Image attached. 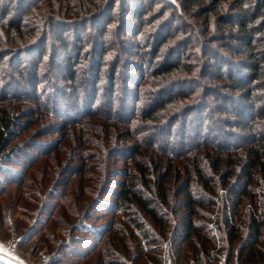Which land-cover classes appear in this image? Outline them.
Here are the masks:
<instances>
[{"label": "rangeland", "instance_id": "rangeland-1", "mask_svg": "<svg viewBox=\"0 0 264 264\" xmlns=\"http://www.w3.org/2000/svg\"><path fill=\"white\" fill-rule=\"evenodd\" d=\"M6 1L12 14L16 2L8 4L11 0ZM101 1L107 0H39L26 19L24 30L40 26L42 30L45 23L50 21H53L54 28L61 30L77 24L76 21L82 17L86 19L84 35H80L82 40L78 42L85 47L79 46L83 57L77 66L78 84L73 83V79L61 80V72L55 66L56 59L61 57L59 44L53 41V34L47 36V55L38 63L39 68L35 73L37 64L29 54L31 50L36 54L38 46L30 43L36 44L39 34L26 35L32 46L16 49L9 47L15 42L19 44L21 40L11 39L4 27L0 30L3 34L0 49L9 48L8 54L4 56L5 65L0 67V108L10 109L24 123L21 128L15 129L10 145L16 146L20 155H24V162L8 166L7 176L0 174V177H5L0 178V264H247L243 263L245 256L239 258L237 255L247 236L242 225L247 226L244 212L248 209V203L241 207L240 214L236 216L235 222L241 225L240 234L233 239L231 224H227L224 217H219L215 212L216 205L212 209H200L203 215L197 216L196 221L206 223V234L216 237L215 244L204 241L203 245L194 248L193 243H185L182 250L177 252V242L174 243L170 236L173 226L166 229V234H162L161 229L143 214L140 205L132 199L123 198L120 204L113 199L115 192L121 191L122 184L129 186L134 183L147 195H164L167 205L163 208H168L165 213L177 224L184 217V210L180 205L175 207L181 195L176 196L172 192L174 189L191 176V191L207 195L203 184L198 181L201 172L192 162L195 158L202 173L210 179V186L214 185L221 196L227 194V190H223L220 185V179L225 176L219 173L228 165L227 160L235 158L236 153L215 145L220 138L213 126L220 124L224 127L222 122L229 125L220 131H229L227 135L231 137L227 141L230 144L243 142L242 137L248 138L251 130L237 125L240 113L234 111L235 107L242 108L238 98L244 90L231 88L227 79H217L216 75H209L210 72L208 75L201 74L203 67L199 61L203 46L198 43L202 39L203 45H211L209 48L213 52L210 53L217 54L227 63L246 59L245 55L239 57L225 48L228 42L236 46L229 35L235 30L224 28L217 17L230 14L233 10L230 3H223L217 14L213 13L208 18L201 16V8L208 5L209 0L191 3V7L189 0H150L152 5L146 16L147 26L140 29L138 36L131 37L121 35L118 30L126 18L120 0H116L112 13L106 16L99 12L88 13L83 8L86 3L94 5ZM166 2L176 6L180 12L178 17H174L172 29L174 26L180 27L179 30L190 28L187 34L195 33L192 37L195 46L186 51L183 70L168 77V81L172 84L178 82L173 86V91L179 90L178 87L188 89L202 83L209 91L203 96L202 107L205 109L202 119L197 120L200 116L193 113L187 117L185 125L182 120H177L170 127L169 123L174 118H183V113L192 110L194 98L189 95L186 98L178 96L167 104L169 108L156 114L158 118L144 121L148 106L157 103L162 87L170 83L162 75H156L159 72L150 75L148 68L146 71L149 74L145 71L146 78L143 80V76L137 72L129 77L120 61V58L130 59L126 51L120 52L121 44L125 48L131 44L133 51L141 50L140 46L155 36L160 22L172 16ZM109 17V34L104 43H114L105 53L103 80L96 87L99 91L97 98L88 103L85 93L78 94L72 88L78 86L81 90L82 85L79 86V83L86 86L85 82L90 79V72L85 71L86 59H95L93 53L99 49L95 46L98 43L97 32L92 29V24L106 22ZM4 21L0 17V24ZM63 33L71 36V30ZM176 34L173 35L174 39L186 35L183 31ZM167 48L163 49L160 58L155 59L156 63H164L169 54L166 55ZM18 54L19 57L16 56ZM209 56L206 54L201 59L211 65L215 59ZM131 60L140 64L139 56H133ZM115 64H118L117 68ZM19 69L25 72L24 75L16 73ZM192 69L194 72L189 74ZM214 70L212 68L210 71L213 73ZM33 78L36 84L34 95L31 91L34 89L31 88ZM128 78L139 80L138 85L135 87ZM110 80H113V96L107 88L111 86ZM131 87L138 92L139 101L135 106L127 96ZM256 87L258 90L254 93L262 98L261 106L264 107V88L261 89L259 85ZM211 90L223 93L221 98L229 96L231 107H224L226 112L222 111L220 99ZM85 92L89 93L87 90ZM110 104L112 111H109ZM120 111L127 115L122 116ZM258 121L261 127L259 133L263 134L264 118ZM212 127L214 130L211 132ZM196 131H202L200 137ZM206 132L208 136H205ZM203 137H210L215 143L196 144L197 139L203 140ZM245 149L240 148L238 152ZM219 159L221 172L216 173L215 166ZM17 160H21V157ZM3 166L7 168L6 163ZM235 179L233 176L229 181L233 183ZM147 182L148 187L145 185ZM163 186L166 187L164 194ZM261 188L264 191V186ZM174 208L176 211L172 213ZM226 215L230 218L228 212ZM211 218L213 221H208ZM219 221L221 228L215 224ZM108 226L114 230L102 235ZM143 229H147L151 237L154 235L155 241L147 244L148 236H143ZM87 231H92V234ZM94 235L102 236L98 243ZM79 239L97 246L86 262L76 256L82 253ZM261 245L264 246V243ZM42 253L50 257L49 261H42ZM108 259H112V263H107Z\"/></svg>", "mask_w": 264, "mask_h": 264}, {"label": "trees", "instance_id": "trees-1", "mask_svg": "<svg viewBox=\"0 0 264 264\" xmlns=\"http://www.w3.org/2000/svg\"><path fill=\"white\" fill-rule=\"evenodd\" d=\"M38 1L39 0H11L8 2V4L16 2V5L14 7L15 10L13 11V13L10 14L7 1L0 0V17L5 20L4 22H2V24H0V30L2 27H4L5 32L8 36L11 37V39L21 40L19 44L15 42L11 45V47H9L16 49L32 46L29 45L30 39H28L26 35L30 34L32 36L33 34L35 36V34H39L38 39H36V44L30 43L38 46V51L36 54H33L32 50L29 54L30 58L37 64L35 73L37 68H39L38 63L47 55V36L50 33L53 34V41H56L59 44V56L61 57L56 59L55 66L57 65L56 68L61 72V74H59L61 76V80L73 79V83L78 84L79 76L77 74V66L79 65V62H81V57H83L80 55L79 47L82 46V44L79 45L78 42L82 40L80 39V37L84 35L86 19L82 17L78 19V21H76L77 24L61 30L53 27V21L45 23L44 27H42V30L40 29L41 26L40 28L34 27V29L24 30V28H26V19L28 17V14L30 13L33 5ZM207 1L208 0H189V6L191 3H205ZM227 1L230 3V6L233 10L228 15L218 16L217 20L220 21L219 24L224 28L229 27L230 29L235 30V32H232L229 35L236 46H233L231 45L232 43L230 44V42H228L225 48H227L234 54H237V56L239 57L245 55L246 59H239V61L234 62L235 64L227 63L223 58L217 56V54L210 53L213 52V49L209 48L211 47V45H203L202 39H200L198 43L200 46H203L199 61L201 62V65L203 67V70H201V74L208 75L207 73L210 72L209 75H216L217 79H227L229 81V85H231V88L244 90V93H242V95L238 98V103L242 106V108L235 107L234 111L240 113L237 125L239 127H242L243 129L248 128L251 130V134L248 136V138L245 139L242 137L243 142H233L230 144L227 141L229 137H231L227 135L229 134V131H227L226 129L224 131H220L221 128H228L229 125L222 122V124H224V127L220 124L217 126H213L215 127V129H217L216 134L220 138L219 141L221 142L220 144V142L218 141L219 143L217 142L215 145L219 148H224L229 151L231 150L230 152L236 153L234 159L227 160L228 165L225 166L226 168H223L222 172L220 169L221 159L217 160L215 166L214 172H221L219 173V175L225 176L224 179H220L222 181L220 185L223 190H227V194L221 196V194L219 195V192L217 191V188L214 187V185L210 186V179L208 178V176L202 173L201 167H199V164L197 162L198 159L195 158L192 160V162L194 166H196L195 168L201 172L198 181L203 184L204 190L207 192V195L200 192L193 193L191 191V176H188V179L184 180L176 188V190L174 189L172 192H175L176 196L181 195L180 201H178L175 207L177 208V206L180 205L184 210V212L182 213L184 217H182L179 223H173L169 216L165 213L166 211H168V208H166V210L165 208H163V206L167 205V201L164 199V195L160 196L157 193H155V195H152L151 193L147 195L134 183L129 186H125L122 184L121 191L115 192L113 199L117 204H120V201L123 198L127 200L132 199L135 203H137V205H140L143 214L145 216H148L150 220L161 229L160 231L162 234H166V229L168 230L170 226H173V233L170 234V236L172 237L174 243L177 242V252H180L182 250L185 243H193L194 248L203 245L204 241L215 244L216 237H214L213 235L208 236L206 234V223L196 221L197 216L200 217L203 215L200 209L207 208L208 210L212 209V207L216 205L217 208L215 212L218 213L219 217L223 216L224 221H226L227 224H231L230 232L231 238L233 239L240 234L239 228L241 225L235 222L236 216L240 214L241 207L248 203V209L244 212L247 215V219L245 220L247 226L242 225L243 228L246 229L247 236L241 243L239 247V254L237 256L239 258L245 256L246 259H244L243 263H264V246L261 245V243H264V191L263 188H261L262 186H264V127H262L263 134H260L259 131L261 127L259 123L260 121H258L264 118V107L261 106L262 98L254 93L258 90L256 86L259 85L261 86V89L264 88V0H209L208 5L201 8V16H207L209 18L213 13L217 14L221 5ZM115 3L116 0H107L105 2L101 1V3L94 5H89V3H86L83 5V8H85L88 13L99 12L101 14H105L106 16L107 14L110 15L112 13ZM119 3L122 4V7L125 10V12H123L126 16L118 29L119 32H121L120 34L131 37L138 36V34L140 33V29L144 26H147L146 16L151 11L152 1L120 0ZM165 5L169 7L172 16L170 15V17L165 18V20L160 22L158 30L156 31V33H154L155 36L152 39L146 40V42H144L140 46L139 49L141 50L133 51V46L131 44H129L127 48L122 47L123 44L120 45V52L122 53L126 51L127 57L130 58H120V61H122V66L126 70L127 76L130 77L137 72V74H141L143 76V78L141 79L143 80L146 78L145 71L146 68H148V72L150 73V75L154 74L155 72H159L156 75L160 74V76H163L165 81H168V77L175 75L177 71L183 70V60L187 59L186 51L194 49L195 46V43L192 40V37L195 33H191V36L187 34L190 31V28L179 30L180 27L174 26V28L172 29L174 17H178L180 12L178 11L177 7L173 6L171 3L166 2ZM166 10L167 9L165 8V11ZM10 15L11 17H9ZM109 21H111L110 17L108 20H106V22H97L92 24V26H94V28L92 27V29L97 32L96 34L98 43H96L95 46H98L99 49H97V52L94 51L93 53L95 59H92L90 61L86 59L87 69L85 71L90 72V79H87V81L85 82L86 86H83V83H79V86L82 85L81 90L78 88V86H76L75 89L72 88L73 90H75V92L77 91L78 94L80 92L85 93L88 97V103L94 102L97 98V94L99 91L98 89L96 90V87L103 80L102 66L104 64V60L106 59L105 53L109 51V46L113 45L114 43L111 41L104 43L106 41V35L109 34V29L107 26L109 24ZM63 25L61 24L62 27H65ZM67 30H71V36L70 34L64 35L63 32H66ZM181 31L186 33V35L174 39L173 35H175L176 33L178 34ZM2 35L3 34L0 31V42L3 39ZM16 44L19 47L16 46ZM136 47L139 46L136 44ZM165 47H168L166 50V55L167 53L169 54L164 63L158 64L156 63L155 59L160 58V55ZM234 47H238V50H235ZM9 48L6 46V48L0 49V67L5 65L4 56L8 54L7 50ZM82 48L85 47L82 46ZM207 49H209V53H207ZM206 54H208V56L209 54H212L211 56L215 59L214 60L212 58L214 61L211 65L210 62L207 63V60L206 62H204L201 59V56L206 57ZM16 56L19 57L20 54ZM133 56H139L140 64L136 61L131 60ZM211 56H209L210 59ZM55 57L56 54L54 53V58ZM115 67L117 68L118 64H115ZM212 68L215 69L213 73L210 71ZM184 71L188 72V70ZM148 72L147 74H149ZM189 72V74H191L192 72H194V70L192 69ZM16 73L24 75L25 72L22 69H19L16 71ZM29 73L32 74V72ZM131 79L128 78V80H130L129 82L134 84V86L136 87L139 80L137 81V79ZM110 81L112 82L111 86L110 88H107L110 89L111 96H113V80ZM31 82L33 83V86H31V88H34L31 91L32 95H34L36 94V84L34 78ZM177 83L178 82L173 84L170 83L169 85L162 87V91H160L161 93L159 94V96L161 97L158 98L156 104L148 106L149 110H147L148 113L146 112L144 121L158 118L156 117V114H161L160 112L162 109L164 110L169 108L167 104H170L171 100L175 99L178 96L186 98L188 97V95L194 98L192 110L188 109V111H186V114L183 113V118L181 116L174 118L169 123V127L170 125H175V123L173 124V122H176L177 120H182V123H184L185 125L187 117H189V115H192L193 113H196L198 116H200L198 119L196 118L197 120L203 118L202 114L204 113L205 108L202 107V104L204 103V101L202 100L204 99L203 96L209 94V91L205 89V84L202 83L201 85H195L188 89L178 87L179 90L173 91V86L177 85ZM127 89L129 90V88ZM85 90H87L89 93L85 92ZM129 91L130 92L127 93V96L128 98H130V102L133 104V106H135L134 104L139 101V97L137 95L138 92H136V89H132V87ZM211 93L215 94V96L220 99V103L222 106L221 109L223 112H226V110L223 108L227 105H230L231 107L229 96L226 98L225 95L221 98L220 95H222L223 93H216V90H211ZM195 103L197 104V107ZM109 111H112L111 104L109 105ZM231 111L233 110L231 109ZM120 112L122 116L127 115L125 112ZM129 115H131V113ZM20 121L23 122V120L19 119L18 116L14 112L12 113L10 109L0 108V174L2 176H7L8 166H11V164L13 165L16 163L24 162V155H20L18 148L16 146L10 147L12 136L13 134H15V129H17L18 127L21 128L24 125V123H21ZM184 125L181 127H184ZM213 127L211 128V132L214 130ZM145 128L146 127H144V129ZM196 132L199 133L198 137H200L202 131ZM205 136H208V132H206ZM183 137L184 136H182V138ZM201 139L202 138L197 139L196 144H206L210 143L211 141L214 142V140H212L210 137H203V140ZM180 145L181 147H183V143H181ZM240 148L246 149L238 152ZM19 156L21 157V160H17ZM243 156L245 160L242 159ZM5 163L7 165V168L3 166ZM239 166L240 168H238ZM15 169L18 168L15 167ZM233 176H235L236 179L232 183L231 181H229V178ZM204 179L206 180L205 183ZM148 183L149 182L145 184L147 187L149 186ZM165 190L166 187L163 186V194ZM218 200H220L221 202L219 203ZM170 206L171 205H168V207ZM176 208H174L172 213H175ZM227 212L229 213L230 218H227ZM212 219L213 218L209 219L208 221L211 222L213 221ZM238 220L240 221V219ZM220 223L221 221L215 223L216 227L221 228ZM108 228L109 226L105 229V231H103L102 235H107L109 232H111V230H114L112 227H110L109 229ZM142 233L145 238L146 236H148V240H146L147 244L155 241L154 235L151 237V234L147 229H143ZM89 234H92V231H90ZM99 235H94L97 243L102 237ZM86 241L87 240L81 239H79V242L77 241L79 243V246H81L79 247V250L82 253L76 254V256L82 259L83 262H86V260L97 250L96 245H90ZM106 262L112 263V259H108ZM78 263H80V261Z\"/></svg>", "mask_w": 264, "mask_h": 264}, {"label": "built area", "instance_id": "built-area-1", "mask_svg": "<svg viewBox=\"0 0 264 264\" xmlns=\"http://www.w3.org/2000/svg\"><path fill=\"white\" fill-rule=\"evenodd\" d=\"M41 258H42V261H44V262H47L50 259V257L48 255L43 254V253L41 254Z\"/></svg>", "mask_w": 264, "mask_h": 264}]
</instances>
